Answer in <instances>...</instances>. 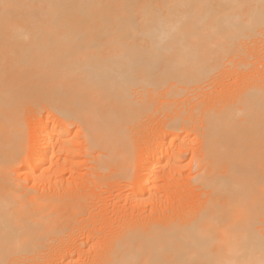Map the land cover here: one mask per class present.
<instances>
[{"label": "bare ground", "instance_id": "obj_1", "mask_svg": "<svg viewBox=\"0 0 264 264\" xmlns=\"http://www.w3.org/2000/svg\"><path fill=\"white\" fill-rule=\"evenodd\" d=\"M0 264H264V0H0Z\"/></svg>", "mask_w": 264, "mask_h": 264}]
</instances>
